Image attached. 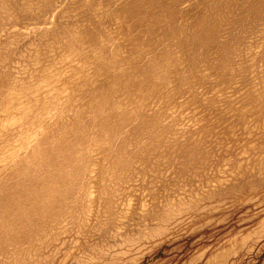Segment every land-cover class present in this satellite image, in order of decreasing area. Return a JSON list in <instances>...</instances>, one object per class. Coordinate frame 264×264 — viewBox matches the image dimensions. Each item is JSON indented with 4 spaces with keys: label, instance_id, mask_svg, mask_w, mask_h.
<instances>
[{
    "label": "rangeland",
    "instance_id": "374dc122",
    "mask_svg": "<svg viewBox=\"0 0 264 264\" xmlns=\"http://www.w3.org/2000/svg\"><path fill=\"white\" fill-rule=\"evenodd\" d=\"M0 264H264V0H0Z\"/></svg>",
    "mask_w": 264,
    "mask_h": 264
}]
</instances>
